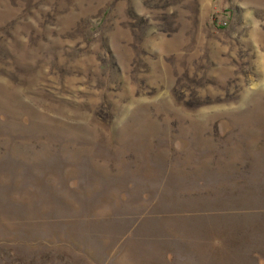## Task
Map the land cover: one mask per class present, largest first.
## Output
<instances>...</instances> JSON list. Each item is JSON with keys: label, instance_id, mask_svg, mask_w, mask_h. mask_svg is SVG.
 Returning <instances> with one entry per match:
<instances>
[{"label": "rangeland", "instance_id": "374dc122", "mask_svg": "<svg viewBox=\"0 0 264 264\" xmlns=\"http://www.w3.org/2000/svg\"><path fill=\"white\" fill-rule=\"evenodd\" d=\"M0 264H264V0H0Z\"/></svg>", "mask_w": 264, "mask_h": 264}]
</instances>
